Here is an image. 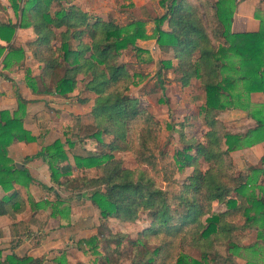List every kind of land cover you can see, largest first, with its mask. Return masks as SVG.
<instances>
[{"label":"trees","instance_id":"16d2710c","mask_svg":"<svg viewBox=\"0 0 264 264\" xmlns=\"http://www.w3.org/2000/svg\"><path fill=\"white\" fill-rule=\"evenodd\" d=\"M196 1L160 0L165 11L152 19L148 34L142 19L132 17L119 25L111 16L82 11L67 0H27L28 23L22 25L31 26L35 38L25 47L40 64V72L33 76L29 68L24 69V83L32 91L62 97L71 96L80 83L75 101L92 100L86 114L90 122L77 139H89L98 150L72 154V166L59 168L67 156L64 142L55 139L33 156L47 163L57 186L70 190L96 186L85 196L82 192L74 196L88 199L98 212L95 234L78 244L96 255L99 246L105 253L100 264L111 263L108 251L120 255L119 246L127 237L112 233L106 226L108 219L132 222L144 212L149 220L129 240V264H237L247 229L264 228V197L249 190L252 176L236 171L229 154L264 140V116L258 109L247 111L256 126L244 134L227 132L217 118L225 109L247 108L244 100L250 92H261L264 97V20L259 19L257 31L232 32L234 0ZM10 3L15 7V0ZM164 22L166 28L161 27ZM14 28L10 22L0 23V39L9 42ZM146 39H153L154 46L175 61L160 60V67L170 69L181 86L197 80L203 93V139L185 138L181 124L172 127L182 146L171 155L158 144L159 121L141 107L138 97L128 95L133 75L130 65L119 61L120 52L129 46L136 53L146 51L136 45V40ZM4 49L0 46V54ZM16 56L23 58V49L10 46L3 65ZM17 100V106L23 107L25 101ZM13 139L28 142L35 138L22 129L21 118L0 111V188L5 192L12 182L26 186L32 180L25 168L6 157ZM64 141L69 148L73 145L68 138ZM123 151L132 154L137 168L122 166L114 153ZM199 159L207 165L204 171L199 169ZM260 162V168L250 170L264 176V154ZM142 165L150 171L140 169ZM184 167H190L191 174L177 185L173 174ZM72 168L91 169L93 174L71 176ZM61 176L69 177L61 181ZM213 202L224 208L214 211ZM23 208L17 191L0 199V215L12 221ZM189 247L197 250L198 258L186 253ZM39 262L14 255L0 260V264Z\"/></svg>","mask_w":264,"mask_h":264},{"label":"crops","instance_id":"0c3cea01","mask_svg":"<svg viewBox=\"0 0 264 264\" xmlns=\"http://www.w3.org/2000/svg\"><path fill=\"white\" fill-rule=\"evenodd\" d=\"M67 1L82 11L102 16L81 8L76 0ZM0 4L3 7L0 10V23L10 22L15 25L9 42L0 39V46L5 47L0 54V111H7L10 117L14 113L21 118L22 129L35 138L34 141L28 142L13 139L6 147V157L13 164L18 165V168H25L32 180L26 186L12 182V188L6 192L0 188V199L12 191H17L24 202L23 210L13 221L6 215H0V260L3 261L8 255H14L40 261L35 264H76V262L87 264V253L82 251L87 247L85 244H78V240L95 234L93 224L97 220L98 212L84 197L74 199L62 197L61 193H66L70 189L63 185H55L50 179L47 163L33 155L42 146L59 139L64 142L63 148L67 156L66 162L58 163L60 168L65 164L72 166V154L84 155L85 151L92 150L93 144L90 140L82 138L80 141L76 135L71 136L72 132L78 135V131L75 130L90 122L86 114L91 105L83 112L73 113L61 109L66 105L82 107L88 105L90 101L86 104L75 101L74 95L78 93L76 90L70 94L71 96L62 97L53 92L32 91L26 86L24 69L29 68L33 76L40 72V64L33 60L25 47V43L35 38L32 27L22 25L28 23L27 0H15V7L10 0H0ZM259 19L264 20V0H234L233 20L230 25L232 32L257 31ZM232 26L235 29H232ZM10 46L21 47L23 58L19 59L17 56L10 58L4 66L2 61ZM36 81L38 86V80ZM18 98L25 101L23 107L17 106ZM71 98L73 102H70ZM244 101L247 108H229L217 115L227 132L231 134H244L256 126V121L248 116L247 111L258 109L264 116V106H262L264 97L261 92H250ZM56 102L61 104V107L56 105ZM55 121L59 124L58 130L55 129L53 123ZM65 138L73 141L70 148L67 147ZM229 154L236 171H240L246 177L252 176L248 184L249 190L258 197H264V176L261 173L252 174L250 170L262 166L260 158L264 154V140L234 149ZM71 171L69 174L71 176L81 175L82 172L87 176L93 174L91 169L72 168ZM66 177L69 176H61L60 180L63 181ZM86 210L93 216L91 219L85 215ZM241 246L239 256L236 257L237 264L247 262L264 264V228L247 229Z\"/></svg>","mask_w":264,"mask_h":264},{"label":"rangeland","instance_id":"374dc122","mask_svg":"<svg viewBox=\"0 0 264 264\" xmlns=\"http://www.w3.org/2000/svg\"><path fill=\"white\" fill-rule=\"evenodd\" d=\"M160 0H76L77 4L81 8L91 10L95 13L101 14L103 17L111 16L119 25L125 24L130 18L142 19L144 21V27L146 32L149 34L153 28L154 17L159 16L165 11V6L159 3ZM191 2L198 3L196 0H190ZM212 1V0H209ZM200 10V9H199ZM204 19V17H203ZM162 28H166L165 22L161 25ZM232 29H235L232 26ZM136 45L140 48H145L146 51L135 52L130 46L120 52L119 61L130 65L129 69L132 73L133 83L129 86L128 95L132 97H138L140 100L141 107L150 112L155 119L160 123L158 131V144L160 148H164L171 155L176 149H179L182 144L178 141V133L174 131V128H179L180 124L182 132L185 138L194 137L198 140L203 139L204 126L202 119V90L198 85V81L193 80L188 86H181L180 83L175 79L176 75L171 70H164L160 67V60L170 59L174 64L175 61L172 59L171 54H165L159 51L153 44V39L139 40ZM159 71V77L156 73ZM81 88V84L78 85L76 92ZM84 95V94H81ZM92 96V95H91ZM70 102H73L71 98ZM92 104L90 100L88 105L82 107L63 106L56 102L64 111H76L83 112L89 108ZM68 106V107H67ZM89 121V120H88ZM55 129L58 130V122H53ZM84 125L78 130L79 135H83ZM72 135H78L72 132ZM89 140V139H88ZM89 147V146H85ZM78 149V147H77ZM91 149H96L93 144ZM79 150V149H78ZM114 156L122 161V166L129 169L137 168L132 154L128 151L116 152ZM199 169L204 171L207 168L206 163L201 159L198 160ZM140 169H150L146 165L140 166ZM191 174L190 167H184L181 170L176 171L173 174V178L177 185L185 183L187 177ZM164 185V183H162ZM95 185L88 186L84 191L82 190H68V192H62V197L76 198L74 195L80 194L82 196L87 195L91 189L95 188ZM223 204L213 202L212 209L214 211L222 210ZM85 215L91 219L93 216L86 210ZM97 217L93 227L96 231L97 223H99ZM149 220L147 219L144 212H140L138 217L132 222H120L114 219H108L106 226L112 233H123L127 237L124 239L120 246V255L113 252H107L108 257L111 259L110 264H129L131 257V245L129 240L136 237V234L147 225ZM86 261L87 264H100L103 255V251L98 248V254L89 252V247L86 246ZM113 248L114 245L112 244ZM186 253L192 257L198 258V252L194 248H188Z\"/></svg>","mask_w":264,"mask_h":264},{"label":"water","instance_id":"95a60500","mask_svg":"<svg viewBox=\"0 0 264 264\" xmlns=\"http://www.w3.org/2000/svg\"><path fill=\"white\" fill-rule=\"evenodd\" d=\"M18 166V165H17Z\"/></svg>","mask_w":264,"mask_h":264}]
</instances>
